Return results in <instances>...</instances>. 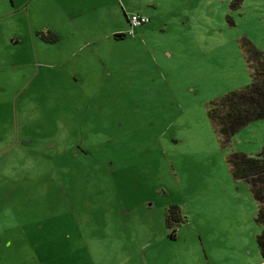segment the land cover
Returning a JSON list of instances; mask_svg holds the SVG:
<instances>
[{"label":"rangeland","instance_id":"1","mask_svg":"<svg viewBox=\"0 0 264 264\" xmlns=\"http://www.w3.org/2000/svg\"><path fill=\"white\" fill-rule=\"evenodd\" d=\"M0 2V264H259L226 157L264 118L222 145L207 107L250 82L264 0Z\"/></svg>","mask_w":264,"mask_h":264},{"label":"trees","instance_id":"2","mask_svg":"<svg viewBox=\"0 0 264 264\" xmlns=\"http://www.w3.org/2000/svg\"><path fill=\"white\" fill-rule=\"evenodd\" d=\"M241 1L230 0L229 7L235 9ZM114 36L122 34L117 33ZM240 46L250 82L211 101L207 107L208 120L222 145H227L231 136L244 125L264 118V52L247 39H243ZM226 163L232 179L242 180L248 184L256 204L255 223H264V147L254 156L231 152L226 157ZM255 239L261 258L259 264H264V229L255 236Z\"/></svg>","mask_w":264,"mask_h":264},{"label":"built area","instance_id":"3","mask_svg":"<svg viewBox=\"0 0 264 264\" xmlns=\"http://www.w3.org/2000/svg\"><path fill=\"white\" fill-rule=\"evenodd\" d=\"M147 21V18L143 15H139V14H130L127 17V23L130 27V30L126 33V34H131V28L140 26L142 24H144Z\"/></svg>","mask_w":264,"mask_h":264},{"label":"crops","instance_id":"4","mask_svg":"<svg viewBox=\"0 0 264 264\" xmlns=\"http://www.w3.org/2000/svg\"><path fill=\"white\" fill-rule=\"evenodd\" d=\"M10 7L15 5V0H9ZM0 8H1V2H0ZM0 18H1V10H0Z\"/></svg>","mask_w":264,"mask_h":264}]
</instances>
